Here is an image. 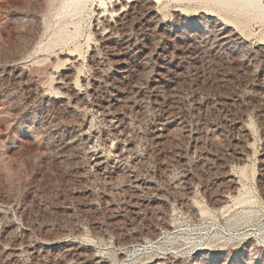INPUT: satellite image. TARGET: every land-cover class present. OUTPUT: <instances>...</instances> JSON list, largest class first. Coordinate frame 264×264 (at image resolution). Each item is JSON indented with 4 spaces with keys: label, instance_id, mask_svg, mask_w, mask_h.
I'll return each instance as SVG.
<instances>
[{
    "label": "rangeland",
    "instance_id": "rangeland-1",
    "mask_svg": "<svg viewBox=\"0 0 264 264\" xmlns=\"http://www.w3.org/2000/svg\"><path fill=\"white\" fill-rule=\"evenodd\" d=\"M134 1L0 0V264H264V20Z\"/></svg>",
    "mask_w": 264,
    "mask_h": 264
},
{
    "label": "bare ground",
    "instance_id": "bare-ground-1",
    "mask_svg": "<svg viewBox=\"0 0 264 264\" xmlns=\"http://www.w3.org/2000/svg\"><path fill=\"white\" fill-rule=\"evenodd\" d=\"M55 1L56 3V7L54 10V15L55 16H62L66 13H74V14H79L82 10V8L84 7L85 3L88 0H53V2ZM57 1V2H56ZM137 1V0H136ZM147 1V0H145ZM150 1V0H149ZM148 1V2H149ZM152 2L154 0H151ZM200 1V0H199ZM213 1L215 3L218 4H225L228 7L241 11L242 13H244L245 15L251 16V17H259L262 18L264 20V0L262 2V0H210ZM205 2V1H204ZM54 3V4H55ZM143 3V2H142ZM213 4V3H211ZM135 5V1L134 0H115L114 4L112 5V10L115 11L118 15V17H124L127 14V11L125 9V7H129V6H134ZM154 5V4H152ZM151 5V6H152ZM50 6V5H49ZM96 6V5H95ZM145 6V5H144ZM147 6V5H146ZM150 7V6H149ZM153 7V6H152ZM220 7V6H219ZM225 7V6H224ZM227 7V8H228ZM139 8V7H138ZM49 10V9H48ZM50 11V10H49ZM111 11V10H110ZM137 11V10H136ZM95 12H96V19H95V27H94V34L96 36H98L100 39L102 40H106L109 39L111 37V34H113V32H116V27L114 26V24H112L108 19L104 18V14L102 13L101 9L99 6L95 7ZM177 13V12H176ZM148 15V14H147ZM179 15V14H178ZM241 15V14H240ZM244 16V15H243ZM47 17V16H46ZM247 17V16H246ZM48 18V17H47ZM52 18V16H51ZM56 18V17H55ZM133 18V17H132ZM160 19V18H159ZM258 19V18H257ZM50 19L46 20V23L49 22ZM53 20V19H52ZM149 20V19H148ZM246 20V19H245ZM260 20V19H259ZM51 22V21H50ZM114 23V22H113ZM100 24V27L98 26ZM123 25V24H122ZM126 26V25H125ZM123 27V26H122ZM119 29V28H118ZM126 30V29H125ZM61 31V27L58 29V32ZM226 31V30H225ZM229 32V31H226ZM122 33V32H121ZM231 35H229L228 33H222L221 37L222 38H226V37H230ZM66 38V34H60L58 39H65ZM264 48V47H263ZM103 51V50H102ZM68 57V56H67ZM78 58L73 57L72 55L69 56L68 60H67V65L70 68H73L75 66L78 65ZM97 63V62H96ZM78 67V66H77ZM75 74V73H73ZM68 75V74H67ZM62 77V76H61ZM95 80V79H94ZM70 81L71 79H68L67 77L62 78L61 81H59L58 83L60 84V86H58L61 90H62V96L65 97L66 95L70 94L69 91L71 90V85H70ZM73 84V83H71ZM58 88V89H59ZM74 88V87H73ZM72 88V89H73ZM74 92V91H73ZM77 92V91H76ZM72 94V93H71ZM74 96H78V93H74ZM72 97V96H71ZM74 103V102H73ZM76 104V103H75ZM79 104V103H78ZM95 107V111L98 112L99 114H106L105 113V106L102 103H96L94 104ZM94 112V113H96ZM115 125V124H113ZM118 133V132H117ZM212 134V133H211ZM158 137V135H157ZM239 146V145H238ZM243 147V146H242ZM93 148V147H92ZM98 148V147H97ZM233 148V147H232ZM247 148V147H246ZM243 149V148H242ZM245 149V148H244ZM129 150V148H123L119 151H117V156L121 157L123 156V152ZM232 150V149H231ZM246 150V149H245ZM240 152V151H238ZM124 157V156H123ZM122 157V158H123ZM240 158V156H239ZM238 158V159H239ZM242 160V159H241ZM240 160V161H241ZM91 164L93 166H97L99 164H101L100 161V157L98 156V158H95L92 160ZM105 169V168H104ZM235 180V179H234ZM230 182H233L232 178H229ZM229 182V183H230ZM139 186V185H138ZM234 197V196H231ZM239 197V196H238ZM243 197V196H241ZM233 199V198H231ZM239 199L241 200V198L239 197ZM224 200V199H223ZM222 200V201H223ZM244 200V199H243ZM227 202V199H226ZM234 202V201H233ZM236 202V201H235ZM249 207V206H248ZM251 207V206H250ZM226 210V207H224ZM222 208V209H224ZM243 209V208H241ZM247 209V208H246ZM252 209V208H251ZM233 210V209H232ZM236 210V209H235ZM234 210V212H235ZM239 211V210H238ZM236 211V212H238ZM223 212V210H222ZM230 212V211H229ZM249 211H247V213H249ZM235 214V213H234ZM233 214V215H234ZM229 215V214H228ZM248 215V214H247ZM250 215V214H249ZM240 216V215H239ZM232 217V215H231ZM238 218V217H237ZM244 218V217H243ZM247 218V217H246ZM240 219V218H239ZM221 220V219H220ZM255 235L258 239L263 240L264 241V231L262 229H259L258 232H255ZM204 238L203 237H199V239L195 242H203ZM153 244V243H152ZM142 245V244H141ZM148 246V245H147ZM150 246V245H149ZM144 247V246H143ZM142 247V248H143ZM146 247V246H145ZM144 247V248H145ZM156 247V246H154ZM137 250H141L140 248ZM136 251V249H135ZM139 252V251H138ZM18 253V252H17Z\"/></svg>",
    "mask_w": 264,
    "mask_h": 264
}]
</instances>
